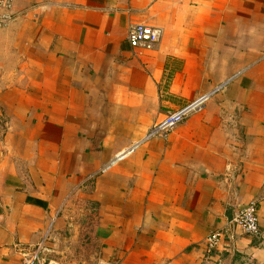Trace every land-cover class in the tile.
Segmentation results:
<instances>
[{
	"label": "crops",
	"instance_id": "crops-1",
	"mask_svg": "<svg viewBox=\"0 0 264 264\" xmlns=\"http://www.w3.org/2000/svg\"><path fill=\"white\" fill-rule=\"evenodd\" d=\"M8 4L0 264H22L41 243L43 264H264V0ZM135 25L161 30L152 49L129 46ZM250 202L259 236L232 235ZM214 230L228 233L206 254Z\"/></svg>",
	"mask_w": 264,
	"mask_h": 264
},
{
	"label": "built area",
	"instance_id": "built-area-1",
	"mask_svg": "<svg viewBox=\"0 0 264 264\" xmlns=\"http://www.w3.org/2000/svg\"><path fill=\"white\" fill-rule=\"evenodd\" d=\"M8 0H0V8H8ZM11 18L6 12L0 13V28L9 23ZM161 36V30L151 26L135 25L132 26L127 34V41L131 48L152 49L158 43ZM222 87V86H221ZM219 87L218 89H220ZM217 89V90H218ZM213 93V92H212ZM205 94L196 98L189 105L183 107L179 111L165 116V118L158 124L153 126L146 135L124 148L117 153L109 162L102 168V172L122 162L129 155H131L141 144L153 137H165V134L183 122V120L191 113L197 112L202 109L204 103L212 94ZM228 231L234 234L236 230L249 237H257L260 234V228L257 218V206L255 202H250L245 207L236 212L234 217L228 222ZM228 231L214 230L208 234L205 239L206 254H211L218 248L223 238H225ZM43 244L41 243L34 250H22L20 252L22 264H43V259L39 254L45 252Z\"/></svg>",
	"mask_w": 264,
	"mask_h": 264
},
{
	"label": "rangeland",
	"instance_id": "rangeland-1",
	"mask_svg": "<svg viewBox=\"0 0 264 264\" xmlns=\"http://www.w3.org/2000/svg\"><path fill=\"white\" fill-rule=\"evenodd\" d=\"M240 232V231H239ZM232 234V233H231ZM232 235H234V234H232ZM244 235V234H243Z\"/></svg>",
	"mask_w": 264,
	"mask_h": 264
}]
</instances>
